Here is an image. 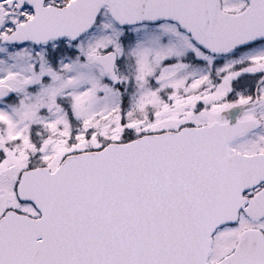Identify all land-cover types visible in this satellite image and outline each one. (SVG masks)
Returning <instances> with one entry per match:
<instances>
[{"label": "snow or ice", "instance_id": "1", "mask_svg": "<svg viewBox=\"0 0 264 264\" xmlns=\"http://www.w3.org/2000/svg\"><path fill=\"white\" fill-rule=\"evenodd\" d=\"M0 264H264V0H0Z\"/></svg>", "mask_w": 264, "mask_h": 264}]
</instances>
